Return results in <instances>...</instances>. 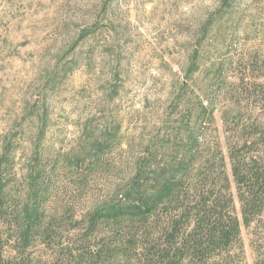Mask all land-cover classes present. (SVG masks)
I'll return each mask as SVG.
<instances>
[{
    "label": "rangeland",
    "instance_id": "obj_1",
    "mask_svg": "<svg viewBox=\"0 0 264 264\" xmlns=\"http://www.w3.org/2000/svg\"><path fill=\"white\" fill-rule=\"evenodd\" d=\"M224 2L0 0V155L10 138L19 177L42 155L64 186L87 177L115 201L144 158L174 157L200 100L215 110L203 148L219 145L231 175V121L261 115L264 0ZM218 68L226 83L211 90ZM243 239L254 264L264 218Z\"/></svg>",
    "mask_w": 264,
    "mask_h": 264
},
{
    "label": "trees",
    "instance_id": "obj_2",
    "mask_svg": "<svg viewBox=\"0 0 264 264\" xmlns=\"http://www.w3.org/2000/svg\"><path fill=\"white\" fill-rule=\"evenodd\" d=\"M208 79L211 90L226 83L220 68ZM258 81L260 117L231 121V175L219 145L203 148L215 110L200 100L174 157L144 158L115 201L94 194L87 177L64 186L60 161L42 155L19 177L9 138L0 155V264H248L243 230L264 218V76ZM254 264H264V246Z\"/></svg>",
    "mask_w": 264,
    "mask_h": 264
}]
</instances>
